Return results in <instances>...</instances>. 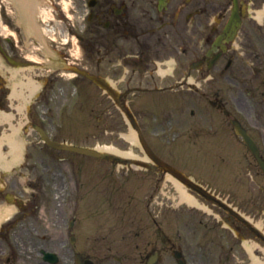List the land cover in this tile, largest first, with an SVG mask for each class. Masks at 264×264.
Wrapping results in <instances>:
<instances>
[{
    "label": "rangeland",
    "instance_id": "rangeland-1",
    "mask_svg": "<svg viewBox=\"0 0 264 264\" xmlns=\"http://www.w3.org/2000/svg\"><path fill=\"white\" fill-rule=\"evenodd\" d=\"M69 2L68 0V5ZM3 8L4 6L2 12L6 13ZM7 13L4 14L6 17L4 22L9 21L10 29H19L22 48L26 51H37V47H40L39 42L26 37L23 29L17 28V23L14 22L10 13ZM60 27L57 23V28ZM50 46L57 49L51 44ZM44 56L43 52L38 53L41 60ZM39 65L41 64L34 63L32 71L21 72V81L32 77L39 84L40 90L38 96L32 98V102L27 107L16 112L12 119L15 127L20 130L17 138L24 147V162L23 164L20 162L18 174L0 173V185L8 181V184L15 186V182L26 176L38 175L54 181L59 192H62L65 178L71 183L66 207L63 208L58 203L50 215L51 199L47 198L44 203L47 214L51 221L53 220L49 228L51 243H55L56 233H58L57 229L55 230L57 223L67 215L68 219L74 216L72 233L77 237L74 248L82 252L86 258L91 259L94 264H142L140 261L142 254L150 253L153 249L170 241L175 242L176 247L181 246L185 254L190 255L194 264H214L215 257L210 254L201 255V251L203 246H210L217 239L220 242L217 250L221 248L226 250L231 244L234 248L232 250L234 256L229 262L222 264H251L252 258L242 251L240 244L233 242L238 239L235 227L232 230L228 227L211 229L210 216L180 201V188L177 189L176 185L169 180L166 181V178L157 180L158 173L155 170L146 171L139 167L134 168L118 162L46 147L44 142L39 140V133L32 128V122L43 125L52 137L58 139L85 143L87 146L111 145L118 149H128L133 145V152L136 155L142 153L137 145L127 140L125 134L129 130L123 115L119 114L116 120L109 113L110 99L104 98V94L97 93L98 89L91 85L87 86V83L80 87V93H78L68 78L49 82L48 76L43 74L47 72L48 67L38 68ZM172 92L173 90L171 94ZM153 93L144 92L138 95L134 102L136 107L151 106V104L143 105L141 99L143 102L151 103L152 100L158 101L160 97ZM165 103L166 101L154 103L153 107L154 105L164 106ZM183 107L187 112V105L184 104ZM9 110L12 109L9 108ZM28 111L31 115H27ZM159 111L161 112L162 109ZM117 124H121L122 128L112 129ZM152 126L149 125L148 129L151 130ZM7 127L8 124L0 125V137L4 131H10V127ZM153 129L155 130L156 127ZM154 130H151L148 136L154 148L160 145L159 152L185 171L206 180L207 183L203 185L215 192L216 196L228 199V202H233L234 206L239 205L243 213L251 220L253 218L258 222L262 221L261 231L264 232V177L257 170L252 156L238 139L230 135V131L227 132H230L229 137H225L223 131L205 134L202 130L191 138L184 135L179 140L171 141L170 138L169 142L166 140L163 144H159V139L154 138L151 133ZM163 137L165 140L167 135L164 134ZM223 138H225V144ZM223 144L224 146L220 148ZM3 151H9L8 145L3 146ZM51 151L54 152V157L47 153ZM8 154L10 155L9 152ZM8 154L5 153V156L10 158ZM13 171L15 169L11 172ZM221 171L224 176H221ZM162 176L165 175L162 174ZM195 194L205 201L197 193ZM3 204H6V201L2 198L0 205ZM196 215H198L197 218L194 217ZM199 217L210 222L208 227L203 224V220L201 224L194 227ZM56 220L58 221L55 222ZM25 225L28 230L30 227L42 228L45 226L44 218L30 222L26 220ZM5 227L7 231L2 233L6 236L11 229L8 225ZM243 229H245L244 236L241 238L243 241L244 239L248 242L258 241L250 229L246 226ZM37 232H32L34 236L32 244L43 241V239L38 240ZM210 232L217 233V237H211ZM205 234L206 236L203 237ZM23 236L29 239L28 234ZM10 239L12 240L11 237ZM261 244L264 246V243ZM4 246L0 244V249ZM32 250L33 248H28L20 252L15 264H38L34 258L38 259L39 255L34 256ZM256 252L261 254V248L258 247ZM69 253L70 247L69 250L67 248V251H63L62 256L59 255L58 264H74L68 257ZM161 253L162 264H175L169 250L163 249ZM218 256L221 261L226 259L220 254Z\"/></svg>",
    "mask_w": 264,
    "mask_h": 264
},
{
    "label": "flooded vegetation",
    "instance_id": "flooded-vegetation-1",
    "mask_svg": "<svg viewBox=\"0 0 264 264\" xmlns=\"http://www.w3.org/2000/svg\"><path fill=\"white\" fill-rule=\"evenodd\" d=\"M91 2L93 73L120 89V103L131 88L155 86L158 60L172 55L170 85L188 89L189 113L207 133H222L228 107L241 122L264 119V0ZM205 103L217 112L206 111ZM56 234L55 245L62 243V231Z\"/></svg>",
    "mask_w": 264,
    "mask_h": 264
},
{
    "label": "bare ground",
    "instance_id": "bare-ground-1",
    "mask_svg": "<svg viewBox=\"0 0 264 264\" xmlns=\"http://www.w3.org/2000/svg\"><path fill=\"white\" fill-rule=\"evenodd\" d=\"M11 1H13L14 5L16 7V10L18 11V15H19L18 22H20L28 32H37L36 22L33 19V15H34V10H35V7H34L35 3L40 1V0H11ZM45 14L48 15L49 12H46ZM6 30H7V27H5V25L2 24L1 19H0V32L4 33V32H6ZM25 86L28 88L29 95L34 94L35 83L32 80H29V82H27L25 84ZM28 102H29V97L25 98L23 96L21 98V103L23 105H26ZM15 133L17 134V132H15ZM15 133L12 132V133H9L8 135L4 134L0 138V143L5 142L10 146L9 153H10V155H12V158L10 159L11 162L13 160L18 159V157H17L18 156V147L16 145L17 138H15V135H14ZM104 148L109 149V147H106V146ZM172 181H174L177 184V186L180 188L181 193L183 194V198L185 197L186 199H188L191 202L194 201L192 199V197L189 194H187L185 190H183L184 187L182 184L179 183V181L173 180V179H172ZM10 212L11 211L9 208H7V207L2 208V210L0 211V220L7 217ZM254 244H257V243H254ZM246 246L248 247V244H246ZM250 248H248V249L251 251ZM253 256L254 255H252V258H253ZM257 260L261 261V259H258V258H257ZM258 264H264V262H260V263L258 262Z\"/></svg>",
    "mask_w": 264,
    "mask_h": 264
},
{
    "label": "water",
    "instance_id": "water-1",
    "mask_svg": "<svg viewBox=\"0 0 264 264\" xmlns=\"http://www.w3.org/2000/svg\"><path fill=\"white\" fill-rule=\"evenodd\" d=\"M47 142L49 144H52V145H55V146H58V147H63V148H69V149H73V150H76V151H80V152H84V153H88V154H93V155H100V153L94 151V150H90V149H87V148H82V147H76V146H69V145H66V144H62V143H56V142H53V141H49L48 139H46ZM254 153L256 154V150H253ZM158 163H161L160 161L156 160ZM260 161V165L264 171V163Z\"/></svg>",
    "mask_w": 264,
    "mask_h": 264
}]
</instances>
